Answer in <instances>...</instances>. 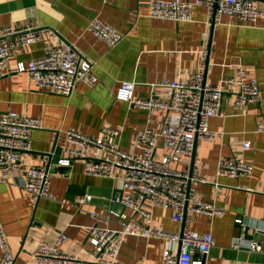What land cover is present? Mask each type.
I'll list each match as a JSON object with an SVG mask.
<instances>
[{
    "label": "crops",
    "instance_id": "obj_1",
    "mask_svg": "<svg viewBox=\"0 0 264 264\" xmlns=\"http://www.w3.org/2000/svg\"><path fill=\"white\" fill-rule=\"evenodd\" d=\"M148 1L0 0V27L32 25L41 32V38L34 43L11 52L7 73L0 77V113L15 111L40 121V128L31 133L30 150L24 153L22 164L54 163L69 158L72 148L84 152L72 158L69 165L53 169L50 177L53 198L33 199L19 186L18 170L0 182V220L14 256L13 264H34L29 254L40 243H51L58 232L66 235L60 244L63 252L88 260L92 257L86 240L88 226L119 229L111 210L140 220L138 214L118 201L124 170L115 169V178L84 174L85 157L96 155V151L67 141L66 133L99 137L104 127L118 129V147L139 154L135 145L137 134L144 128L157 132L165 111L148 113L116 99L118 86L122 81H133L134 97L162 99L163 83L177 71L186 79L197 65L202 46L208 51L207 83L217 86L242 67L243 79H255L259 86L258 99L248 103L243 114L232 107L236 87L227 86L222 96L223 115L208 119L209 129L221 135L210 142L196 139L193 155H184L181 161L170 164L186 171L192 158H198L197 173L208 182L196 186L197 196L223 212L210 215L186 210L182 222H176L169 209L151 206L147 200L143 208L150 212L152 225L165 232H180L183 228L210 232L214 245L205 257L206 264H264V254L232 246L241 234L250 239L261 238L264 232V132L255 131L264 117V17L255 25L237 27L222 15L220 24L213 26L206 8L199 4L192 8L187 21L152 19L147 15ZM253 2L264 11V0ZM93 18L123 32V38L108 47L86 29ZM64 44H71L80 56L93 63L95 85L78 82L66 97L38 91L27 72L16 70L18 62L42 56L48 46ZM243 141L250 143L246 150L242 148ZM164 153L158 139L154 158L160 159ZM220 158H243L253 170L247 176H216ZM86 194L91 195V202L80 203ZM92 210L97 218L91 217ZM236 218L242 223H236ZM165 246L175 249L162 236L128 235L120 247L118 260L122 264H160Z\"/></svg>",
    "mask_w": 264,
    "mask_h": 264
},
{
    "label": "built area",
    "instance_id": "obj_2",
    "mask_svg": "<svg viewBox=\"0 0 264 264\" xmlns=\"http://www.w3.org/2000/svg\"><path fill=\"white\" fill-rule=\"evenodd\" d=\"M199 4L206 8V16L213 26L220 24L222 15L227 16L229 23L237 27L255 25L260 17H264V11L253 0H149L147 15L152 19L187 21L191 18L192 8ZM86 29L108 47L116 45L124 36L123 32L97 18L91 19ZM40 38L41 32L36 26L0 27V77L7 73L8 59L15 48L30 45ZM207 65V47L202 46L198 50L197 65L188 72L186 79L177 71L172 79L163 83L162 99L134 97L135 83H120L115 92L116 99L145 109L148 113L157 109L165 111L163 123L157 132L144 128L137 134L135 145L140 150L139 154H130L118 147V129L104 127L99 137H89L73 131L66 133L67 141L86 145L96 151V155L85 157L84 174L115 178V169L124 170L121 178L122 193L118 201L138 214L140 220L124 212L111 210L120 228L111 229L97 224L88 226L86 240L91 246L90 259H80L63 252L60 244L66 239V235L58 232L51 243L42 242L29 254V259L34 264H122L118 260V254L128 235L162 236L166 242L172 243L175 249L165 246L160 264H206L205 257L214 245L210 232L186 228L175 233L165 232L161 227L152 225V216L143 208V203L147 200L151 206L171 210V218L176 222H182L186 210L210 215L223 212L197 196L196 186L208 182L197 173L200 161L198 158H192L191 166L186 171L173 168L170 164L181 161L184 155H193L196 139L210 142L221 135L209 129L208 119L223 115L222 96L227 86L236 87L232 107L241 114L248 103L258 99L259 86L255 79H243L245 70L242 67L219 85L209 84L206 82ZM92 67L93 63L80 56L71 44H64L48 46L42 56L26 63L18 62L16 70L27 72L38 91L68 97L78 82L89 86L96 84L97 78ZM38 128L40 121L37 117L20 115L15 111L0 113V182H5L14 170H18L21 173L19 186L33 199L53 198L54 193L50 190L53 169L59 165H69L72 158L82 156L84 152L72 148L69 158L46 165L25 166L22 164V157L30 150L32 131ZM255 131L264 132V117L256 125ZM158 139L166 151L160 159L154 158ZM249 146V141H243V150ZM252 170V165L243 158H220L215 173L216 176L234 178L247 176ZM214 185L217 186L216 183ZM91 199V195L86 194L79 202L90 203ZM90 215L98 217L95 210ZM234 221L242 223L240 218ZM232 246L264 254V232L261 238L250 239L241 234L235 238ZM13 261L14 256L0 220V264H13Z\"/></svg>",
    "mask_w": 264,
    "mask_h": 264
},
{
    "label": "rangeland",
    "instance_id": "obj_3",
    "mask_svg": "<svg viewBox=\"0 0 264 264\" xmlns=\"http://www.w3.org/2000/svg\"><path fill=\"white\" fill-rule=\"evenodd\" d=\"M171 165H172V163H171Z\"/></svg>",
    "mask_w": 264,
    "mask_h": 264
}]
</instances>
